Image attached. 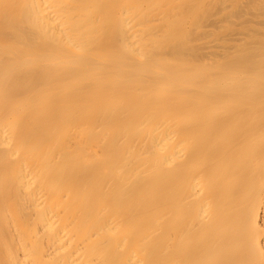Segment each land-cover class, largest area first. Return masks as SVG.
Here are the masks:
<instances>
[{
  "label": "bare ground",
  "instance_id": "obj_1",
  "mask_svg": "<svg viewBox=\"0 0 264 264\" xmlns=\"http://www.w3.org/2000/svg\"><path fill=\"white\" fill-rule=\"evenodd\" d=\"M0 264H264V0H0Z\"/></svg>",
  "mask_w": 264,
  "mask_h": 264
}]
</instances>
